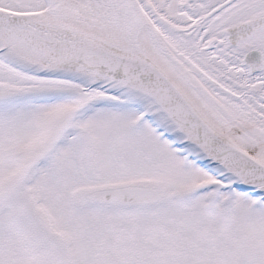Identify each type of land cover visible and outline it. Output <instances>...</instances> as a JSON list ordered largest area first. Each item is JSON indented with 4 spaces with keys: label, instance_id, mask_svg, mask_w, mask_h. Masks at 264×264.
<instances>
[{
    "label": "snow or ice",
    "instance_id": "snow-or-ice-1",
    "mask_svg": "<svg viewBox=\"0 0 264 264\" xmlns=\"http://www.w3.org/2000/svg\"><path fill=\"white\" fill-rule=\"evenodd\" d=\"M0 264H264V0H0Z\"/></svg>",
    "mask_w": 264,
    "mask_h": 264
}]
</instances>
